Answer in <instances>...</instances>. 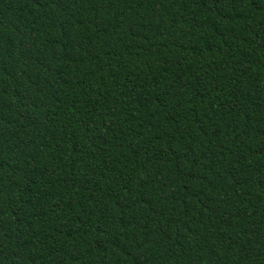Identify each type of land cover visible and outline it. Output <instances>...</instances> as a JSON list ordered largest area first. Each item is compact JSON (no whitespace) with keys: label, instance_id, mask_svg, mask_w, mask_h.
Here are the masks:
<instances>
[{"label":"trees","instance_id":"obj_1","mask_svg":"<svg viewBox=\"0 0 264 264\" xmlns=\"http://www.w3.org/2000/svg\"><path fill=\"white\" fill-rule=\"evenodd\" d=\"M0 264H264V0H0Z\"/></svg>","mask_w":264,"mask_h":264}]
</instances>
